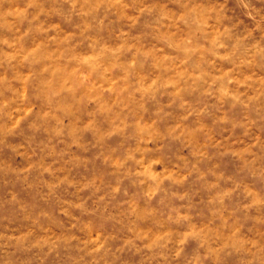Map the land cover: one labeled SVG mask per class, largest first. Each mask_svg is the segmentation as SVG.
<instances>
[{
  "label": "rangeland",
  "instance_id": "rangeland-1",
  "mask_svg": "<svg viewBox=\"0 0 264 264\" xmlns=\"http://www.w3.org/2000/svg\"><path fill=\"white\" fill-rule=\"evenodd\" d=\"M0 264H264V0H0Z\"/></svg>",
  "mask_w": 264,
  "mask_h": 264
}]
</instances>
